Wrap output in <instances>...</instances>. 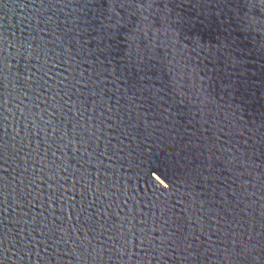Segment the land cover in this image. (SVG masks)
I'll use <instances>...</instances> for the list:
<instances>
[{
    "label": "water",
    "instance_id": "water-1",
    "mask_svg": "<svg viewBox=\"0 0 264 264\" xmlns=\"http://www.w3.org/2000/svg\"><path fill=\"white\" fill-rule=\"evenodd\" d=\"M0 264H264V0H0Z\"/></svg>",
    "mask_w": 264,
    "mask_h": 264
}]
</instances>
